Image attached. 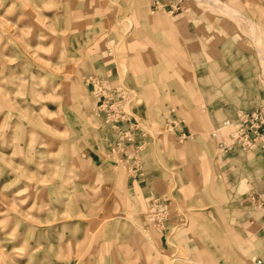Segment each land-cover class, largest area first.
Here are the masks:
<instances>
[{
	"label": "rangeland",
	"instance_id": "1",
	"mask_svg": "<svg viewBox=\"0 0 264 264\" xmlns=\"http://www.w3.org/2000/svg\"><path fill=\"white\" fill-rule=\"evenodd\" d=\"M217 1L0 0V264H264V139L213 137L264 0Z\"/></svg>",
	"mask_w": 264,
	"mask_h": 264
},
{
	"label": "built area",
	"instance_id": "2",
	"mask_svg": "<svg viewBox=\"0 0 264 264\" xmlns=\"http://www.w3.org/2000/svg\"><path fill=\"white\" fill-rule=\"evenodd\" d=\"M213 137L222 150L229 149L234 143H243L250 147L257 140L264 139V112L240 113L235 121L227 120L224 122L213 133ZM227 139L229 142H225ZM257 196V200H255V196H252L254 202L259 203L261 206L264 205V185L262 193Z\"/></svg>",
	"mask_w": 264,
	"mask_h": 264
},
{
	"label": "bare ground",
	"instance_id": "3",
	"mask_svg": "<svg viewBox=\"0 0 264 264\" xmlns=\"http://www.w3.org/2000/svg\"><path fill=\"white\" fill-rule=\"evenodd\" d=\"M207 1V0H206ZM216 2H218L219 3V1H217V0H215ZM211 2V1H210ZM208 5V4H207ZM222 6V5H221Z\"/></svg>",
	"mask_w": 264,
	"mask_h": 264
}]
</instances>
